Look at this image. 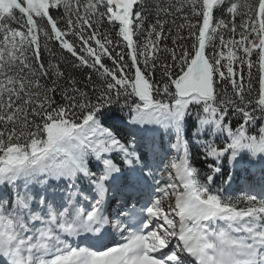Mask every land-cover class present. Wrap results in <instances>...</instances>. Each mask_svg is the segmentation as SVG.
I'll list each match as a JSON object with an SVG mask.
<instances>
[{
	"label": "snow or ice",
	"instance_id": "snow-or-ice-1",
	"mask_svg": "<svg viewBox=\"0 0 264 264\" xmlns=\"http://www.w3.org/2000/svg\"><path fill=\"white\" fill-rule=\"evenodd\" d=\"M0 264H264V0H0Z\"/></svg>",
	"mask_w": 264,
	"mask_h": 264
},
{
	"label": "trees",
	"instance_id": "trees-1",
	"mask_svg": "<svg viewBox=\"0 0 264 264\" xmlns=\"http://www.w3.org/2000/svg\"><path fill=\"white\" fill-rule=\"evenodd\" d=\"M179 22V21H178ZM142 39V38H141ZM168 43H169V46H171V42L170 41H168ZM235 123V122H234ZM195 151V150H194ZM242 174H245V173H240V175H242ZM257 178H258V176H257ZM236 180H238L237 178H236ZM219 183V182H218ZM233 194H235V193H233Z\"/></svg>",
	"mask_w": 264,
	"mask_h": 264
}]
</instances>
